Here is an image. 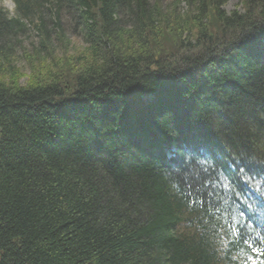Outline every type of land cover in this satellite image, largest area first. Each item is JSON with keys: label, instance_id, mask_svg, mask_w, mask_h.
Here are the masks:
<instances>
[{"label": "trees", "instance_id": "obj_1", "mask_svg": "<svg viewBox=\"0 0 264 264\" xmlns=\"http://www.w3.org/2000/svg\"><path fill=\"white\" fill-rule=\"evenodd\" d=\"M12 1L14 16L0 8V264H264V208L237 178L264 177V0L229 12L226 0ZM190 157L236 189L186 196Z\"/></svg>", "mask_w": 264, "mask_h": 264}, {"label": "snow or ice", "instance_id": "obj_2", "mask_svg": "<svg viewBox=\"0 0 264 264\" xmlns=\"http://www.w3.org/2000/svg\"><path fill=\"white\" fill-rule=\"evenodd\" d=\"M201 174L209 177L202 184L197 183L195 190H193L192 178L195 177L197 181ZM239 182L245 186L248 194L255 196L256 202L261 208H264V177H258L256 175H250L244 171L240 170L238 174ZM227 179V185H223V181ZM183 183L187 186L186 196H207L209 200L213 197H219L220 192L223 187L228 188L229 191L236 189L235 180L233 177L229 176L227 172L221 171L219 174L216 173V168L213 163L210 162L208 157L203 159H196L195 157H190L187 161V166L185 169V175L177 177V186ZM245 193H240L244 196V200H249L250 195ZM233 203L237 205L235 211L239 217H246L247 221H251L253 216L249 214V207L251 205H245L243 200L238 197L234 198ZM247 223L245 220H241V227H246Z\"/></svg>", "mask_w": 264, "mask_h": 264}, {"label": "rangeland", "instance_id": "obj_3", "mask_svg": "<svg viewBox=\"0 0 264 264\" xmlns=\"http://www.w3.org/2000/svg\"><path fill=\"white\" fill-rule=\"evenodd\" d=\"M179 1V0H162V4L164 6H169L172 2ZM240 2L241 0H226L223 4V8L225 11L229 12L233 9H239L240 8ZM178 7L186 8L185 2L183 0L180 1ZM0 8H4L10 16L15 15V7L12 0H0ZM30 34V35H29ZM29 36L23 39V45L24 47L31 49L32 45L35 42V34L33 32H29ZM71 41L75 43L76 45H82L81 40L75 36H69ZM15 64L17 67L21 68L24 75H27L29 73L28 66L26 64V59L24 58L23 54H20L18 52L16 54V61ZM25 78V77H24ZM148 96H143V99L146 100Z\"/></svg>", "mask_w": 264, "mask_h": 264}]
</instances>
